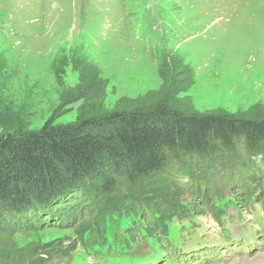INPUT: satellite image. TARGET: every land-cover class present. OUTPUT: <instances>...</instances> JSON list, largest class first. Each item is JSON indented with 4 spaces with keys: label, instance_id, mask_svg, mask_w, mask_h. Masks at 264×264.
Returning a JSON list of instances; mask_svg holds the SVG:
<instances>
[{
    "label": "rangeland",
    "instance_id": "obj_1",
    "mask_svg": "<svg viewBox=\"0 0 264 264\" xmlns=\"http://www.w3.org/2000/svg\"><path fill=\"white\" fill-rule=\"evenodd\" d=\"M162 100L171 109L264 120V0H0V112L22 133L48 121L63 128L146 111ZM171 188L170 200L202 212L174 219L169 244L141 233V255L128 259L119 242L101 248L98 260L264 264L260 202L230 209L226 238L213 217L220 205H202L185 178ZM229 199L224 191L221 201ZM78 234L76 227L18 230L12 242L17 251L35 249L45 264H101Z\"/></svg>",
    "mask_w": 264,
    "mask_h": 264
},
{
    "label": "trees",
    "instance_id": "obj_2",
    "mask_svg": "<svg viewBox=\"0 0 264 264\" xmlns=\"http://www.w3.org/2000/svg\"><path fill=\"white\" fill-rule=\"evenodd\" d=\"M1 113L0 264L46 263L35 249L17 251L18 230L76 227L83 246L93 247L105 243L108 220L125 216L133 227L121 239L135 241L139 227L148 238L165 236L172 215L188 213L170 200L180 177L210 210L217 182L241 191L226 205L264 190V120L171 109L162 100L146 111L63 128L48 121L39 132L22 133Z\"/></svg>",
    "mask_w": 264,
    "mask_h": 264
},
{
    "label": "bare ground",
    "instance_id": "obj_3",
    "mask_svg": "<svg viewBox=\"0 0 264 264\" xmlns=\"http://www.w3.org/2000/svg\"><path fill=\"white\" fill-rule=\"evenodd\" d=\"M249 80H250V79H249ZM249 80H248V81H249ZM246 81H247V80H246ZM250 86H251V83H250ZM252 86H253V85H252ZM244 92H246V91H244ZM242 93H243V92H242ZM239 94H240V93H239Z\"/></svg>",
    "mask_w": 264,
    "mask_h": 264
}]
</instances>
